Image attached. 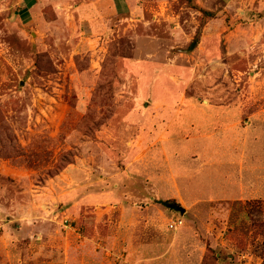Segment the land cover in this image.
I'll use <instances>...</instances> for the list:
<instances>
[{"label":"rangeland","instance_id":"obj_1","mask_svg":"<svg viewBox=\"0 0 264 264\" xmlns=\"http://www.w3.org/2000/svg\"><path fill=\"white\" fill-rule=\"evenodd\" d=\"M83 1L0 0V264H264V0Z\"/></svg>","mask_w":264,"mask_h":264},{"label":"crops","instance_id":"obj_2","mask_svg":"<svg viewBox=\"0 0 264 264\" xmlns=\"http://www.w3.org/2000/svg\"><path fill=\"white\" fill-rule=\"evenodd\" d=\"M111 6H109V0H104L102 3L98 0H87L79 3L76 6V13L79 14L82 20H85L87 23L89 22L92 28L94 29L95 26H100V23L106 24L107 23V16L109 15V10ZM226 128V127H225ZM214 135V132L207 133L200 136H211ZM240 179L241 176H239ZM240 190L241 185H243L242 181H239Z\"/></svg>","mask_w":264,"mask_h":264},{"label":"trees","instance_id":"obj_3","mask_svg":"<svg viewBox=\"0 0 264 264\" xmlns=\"http://www.w3.org/2000/svg\"><path fill=\"white\" fill-rule=\"evenodd\" d=\"M188 2L190 0H187ZM205 15H209V16H213V13L210 11H202ZM167 201H165L166 203ZM168 202H173V204H175L178 209L180 208L181 210L183 209L176 201H168ZM262 213H263V218L262 220L259 222L258 227L261 229L262 235L264 236V201H263V207H262ZM263 248H264V240H263ZM264 258V257H263Z\"/></svg>","mask_w":264,"mask_h":264},{"label":"built area","instance_id":"obj_4","mask_svg":"<svg viewBox=\"0 0 264 264\" xmlns=\"http://www.w3.org/2000/svg\"><path fill=\"white\" fill-rule=\"evenodd\" d=\"M177 225H178V224H176V222H175V221L170 223V227H171V228H176V227H177Z\"/></svg>","mask_w":264,"mask_h":264}]
</instances>
